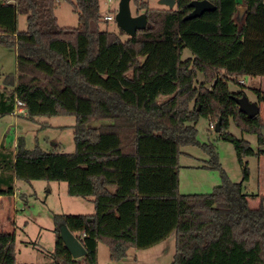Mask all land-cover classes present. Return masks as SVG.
<instances>
[{
	"label": "trees",
	"instance_id": "obj_1",
	"mask_svg": "<svg viewBox=\"0 0 264 264\" xmlns=\"http://www.w3.org/2000/svg\"><path fill=\"white\" fill-rule=\"evenodd\" d=\"M58 1L0 0V41L17 50L16 78L8 81L15 87L0 90V117L17 100L28 117L74 115L75 151L28 149L21 138L16 149L0 142V197L15 193L16 179H44L93 198L92 214L55 215L53 253L64 264H99L100 241L121 260L130 248L153 247L172 233L171 264H264V207L250 205L254 195L243 181L224 174L211 193L179 190L181 146L199 143L201 117L221 119L219 134L236 145L245 179L244 156L260 154L227 130L233 119L264 138L260 113L250 117L239 103L245 92L229 87L264 76V0H210L216 9L192 19H185L192 0H176L173 9L134 0L151 26L127 39L122 29L101 28V0L74 1L78 27L59 25ZM20 13L28 18L24 31ZM185 48L192 55L183 59ZM95 120L104 122L91 125ZM204 148L213 162L202 166L219 167L214 145ZM62 226L81 241L84 256L72 255ZM0 264H33L17 262L15 235L1 223Z\"/></svg>",
	"mask_w": 264,
	"mask_h": 264
},
{
	"label": "rangeland",
	"instance_id": "obj_2",
	"mask_svg": "<svg viewBox=\"0 0 264 264\" xmlns=\"http://www.w3.org/2000/svg\"><path fill=\"white\" fill-rule=\"evenodd\" d=\"M75 0H59L55 14L62 27H78L79 12ZM152 8H168L161 0H144ZM120 0H101L103 16L112 14L114 19L101 20V28L121 33L115 16ZM133 15L137 7L131 0ZM144 13V10H141ZM140 13V14H141ZM28 27L27 14L18 16V30ZM127 39L129 34H121ZM192 55L189 48L183 51V59ZM17 50L0 41V90L11 91L15 85L8 81L16 78ZM204 76L199 75L202 80ZM16 82V80H14ZM243 81V83H242ZM231 91H244L245 97L253 103L259 102L256 89L264 94V76H244L240 81H229ZM165 97H162L164 99ZM260 116L264 123V101L259 102ZM104 121H92L99 125ZM76 117L44 116L28 117L24 113L0 117V139L6 147H14L17 139H23L28 149L40 147L45 151H75L74 125ZM211 120L201 117L197 123L198 144L181 146L179 155V190L184 194L211 193L215 186L223 182L224 174L232 181H243L244 191L254 195L250 199L252 207H264V138L260 141L257 133L244 131L231 119L227 131L235 137L246 140L260 154L244 156L248 166L249 177L245 179L244 166L239 160L236 145L224 140L215 128L210 127ZM205 143L214 145L218 155L219 167H202L212 164V155L204 148ZM0 206L1 227L15 235V253L17 262L33 264H64L53 253L56 244L55 215L92 214L95 212L93 198L72 196L68 192L66 181L33 179L31 181L16 179L15 193L2 196ZM176 253V234L172 233L161 243L145 249L130 248L127 257L121 260L111 258L108 245L100 241L98 245L99 264H171Z\"/></svg>",
	"mask_w": 264,
	"mask_h": 264
},
{
	"label": "water",
	"instance_id": "obj_3",
	"mask_svg": "<svg viewBox=\"0 0 264 264\" xmlns=\"http://www.w3.org/2000/svg\"><path fill=\"white\" fill-rule=\"evenodd\" d=\"M160 2L161 4L168 6L170 9H173L176 6V0H161ZM189 5L192 7V10L185 16V19L196 18L201 16L206 11L216 9V5L210 0H192ZM115 19L119 27L131 37L135 36L138 30L151 26L145 12L133 15L131 0H120ZM239 103L241 109L247 112L250 117L259 115L260 106L258 103L250 102L245 96L239 99ZM215 130L217 132L221 131V119L216 122ZM262 134L264 135V126L262 127ZM61 236L67 248L75 258L86 254V248L67 226L61 227Z\"/></svg>",
	"mask_w": 264,
	"mask_h": 264
},
{
	"label": "built area",
	"instance_id": "obj_4",
	"mask_svg": "<svg viewBox=\"0 0 264 264\" xmlns=\"http://www.w3.org/2000/svg\"><path fill=\"white\" fill-rule=\"evenodd\" d=\"M103 19L104 20H111V19H114V16L112 14H108V15L103 16ZM242 83H243V81H242ZM13 113L15 115H18L20 113H22V114L24 113L27 115L25 102L22 100H17L16 105H15V110ZM210 127L215 128L216 123H214V122L210 123Z\"/></svg>",
	"mask_w": 264,
	"mask_h": 264
},
{
	"label": "crops",
	"instance_id": "obj_5",
	"mask_svg": "<svg viewBox=\"0 0 264 264\" xmlns=\"http://www.w3.org/2000/svg\"><path fill=\"white\" fill-rule=\"evenodd\" d=\"M26 112H27V110H26ZM10 115L13 116V115H15V114H14V113H11ZM25 115H26V114H25ZM18 140H19V139L16 138V140H15V142H14V147H12V148H15V149L17 148V146H18ZM0 142H4V141H3L2 139H0ZM202 167H203V166H202ZM15 183H16V182H15ZM3 201H4V200H3V197L1 196V197H0V202L3 203Z\"/></svg>",
	"mask_w": 264,
	"mask_h": 264
}]
</instances>
